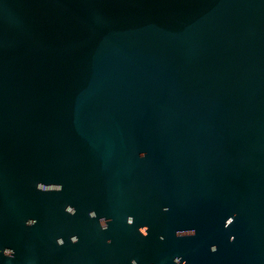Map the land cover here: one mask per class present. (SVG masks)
Wrapping results in <instances>:
<instances>
[{
  "label": "water",
  "instance_id": "obj_1",
  "mask_svg": "<svg viewBox=\"0 0 264 264\" xmlns=\"http://www.w3.org/2000/svg\"><path fill=\"white\" fill-rule=\"evenodd\" d=\"M54 195L118 264H264V0H0V235Z\"/></svg>",
  "mask_w": 264,
  "mask_h": 264
},
{
  "label": "flooded vegetation",
  "instance_id": "obj_2",
  "mask_svg": "<svg viewBox=\"0 0 264 264\" xmlns=\"http://www.w3.org/2000/svg\"><path fill=\"white\" fill-rule=\"evenodd\" d=\"M51 198L49 211L33 209L8 217L7 225H3L6 232L0 235V247L11 243L13 255L21 264H118L113 257L115 233L100 224L99 213L73 208V203L68 200L64 203L57 195ZM140 213L139 222L147 226L152 218L143 209ZM126 219L130 224V215ZM176 257L172 253V264ZM139 261L126 260L123 264H140Z\"/></svg>",
  "mask_w": 264,
  "mask_h": 264
}]
</instances>
